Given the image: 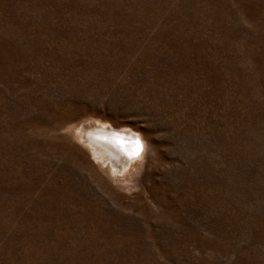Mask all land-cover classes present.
I'll return each mask as SVG.
<instances>
[{"label":"rangeland","instance_id":"1","mask_svg":"<svg viewBox=\"0 0 264 264\" xmlns=\"http://www.w3.org/2000/svg\"><path fill=\"white\" fill-rule=\"evenodd\" d=\"M0 264H264V0H0Z\"/></svg>","mask_w":264,"mask_h":264},{"label":"bare ground","instance_id":"2","mask_svg":"<svg viewBox=\"0 0 264 264\" xmlns=\"http://www.w3.org/2000/svg\"><path fill=\"white\" fill-rule=\"evenodd\" d=\"M79 134L96 160L119 173L144 150L136 135L124 129L119 132L109 125L86 124L82 126Z\"/></svg>","mask_w":264,"mask_h":264}]
</instances>
